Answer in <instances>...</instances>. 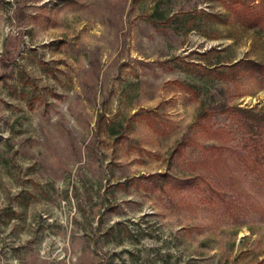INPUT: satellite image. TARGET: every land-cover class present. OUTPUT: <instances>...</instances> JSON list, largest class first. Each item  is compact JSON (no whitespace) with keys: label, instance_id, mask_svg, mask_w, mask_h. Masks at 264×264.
Returning a JSON list of instances; mask_svg holds the SVG:
<instances>
[{"label":"rangeland","instance_id":"rangeland-1","mask_svg":"<svg viewBox=\"0 0 264 264\" xmlns=\"http://www.w3.org/2000/svg\"><path fill=\"white\" fill-rule=\"evenodd\" d=\"M254 4L0 0V264H264Z\"/></svg>","mask_w":264,"mask_h":264},{"label":"trees","instance_id":"trees-1","mask_svg":"<svg viewBox=\"0 0 264 264\" xmlns=\"http://www.w3.org/2000/svg\"><path fill=\"white\" fill-rule=\"evenodd\" d=\"M225 7L230 12V14L235 15L242 23H244L247 27H251L252 25L257 23L256 17H254L253 9H256L257 4H254L255 0H223ZM262 14L264 16V6ZM251 69H259L260 71L264 70V66L261 64L250 60V59H244L236 62L235 64L229 65V77L232 78L238 74V71L244 70L248 71ZM241 111V110H239ZM251 123L249 122L248 127L254 128L255 126L263 127L264 128V115L254 116L252 117ZM251 128V129H252ZM187 142L180 141L178 143L177 147H183L186 145ZM180 183V182H179ZM189 183L188 181H181V184Z\"/></svg>","mask_w":264,"mask_h":264}]
</instances>
